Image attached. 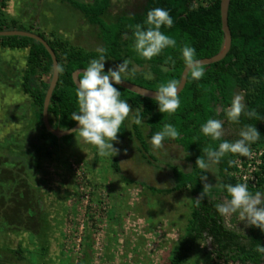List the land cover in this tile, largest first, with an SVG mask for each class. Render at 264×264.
Returning <instances> with one entry per match:
<instances>
[{
    "label": "rangeland",
    "instance_id": "rangeland-1",
    "mask_svg": "<svg viewBox=\"0 0 264 264\" xmlns=\"http://www.w3.org/2000/svg\"><path fill=\"white\" fill-rule=\"evenodd\" d=\"M144 1L111 0L104 17L135 12ZM2 14L18 28L31 27L50 39H65L90 51L102 46L82 14L60 0H7ZM27 51L0 47V264L162 263L184 233L192 196L188 189L155 192L148 187H171L169 166L189 169L184 151L174 142L154 150L143 122L142 140L133 133L114 141L119 153L111 158L82 143L78 132L59 137L71 144L48 156L37 137L35 107L20 86L5 78L13 69L22 73ZM115 66L107 58L105 72ZM237 94L244 98L245 91ZM133 114L132 109L126 119L129 128ZM224 129V136L236 137L234 129ZM207 172L206 182L218 185L217 164L210 163ZM28 214L29 223L18 221ZM224 218L228 226L247 231L236 214ZM208 244L194 245L184 264H222L207 254ZM41 246L46 248L42 256Z\"/></svg>",
    "mask_w": 264,
    "mask_h": 264
},
{
    "label": "trees",
    "instance_id": "trees-1",
    "mask_svg": "<svg viewBox=\"0 0 264 264\" xmlns=\"http://www.w3.org/2000/svg\"><path fill=\"white\" fill-rule=\"evenodd\" d=\"M7 0H0V30L20 29L12 19L10 22L2 14ZM78 10L86 22L93 27L101 41L105 58L112 59L116 65L124 60L129 61V71L135 70L134 75L124 76L123 79L156 90L158 84L175 79L179 82L181 72L185 67L181 58V49L185 46L194 47L196 59L210 57L221 48L223 32L219 10L220 0H213L204 7H194L189 0H145L139 11L130 14H120L112 20L104 15L110 6V0H60ZM164 8L173 18L171 28L162 27L161 31L177 41L175 48H165L160 55L151 60L138 56L132 45L134 30L137 23H143L146 13L153 8ZM228 26L231 32V47L226 56L209 65H203L204 76L193 80L190 72L184 88L178 94L180 107L173 114L160 113L158 105L152 98H147L131 92L121 86L114 85L121 92V99L126 100L134 110L131 128L127 120L122 124L118 133V141L129 139L134 133L142 140L140 124L134 122L138 114L147 127V136L160 131L165 123L173 125L180 133L176 139L166 138L163 143L174 142L185 153L184 159L189 169L184 171L177 166H169L173 184L167 189L152 186L148 188L155 192H172L188 189L192 196L190 216L184 228V233L175 247L160 264H184L189 258L194 245L209 242L207 254L218 262L233 264H264V254L255 250L259 243L264 246V232L259 228L249 226L246 232H239L227 225L224 216L216 211V204L222 203L221 197H227L226 190L221 186L236 184L231 176L234 169V158L238 154H226L217 164L220 178L218 185L205 188L199 178L207 176L208 172L201 170L195 163L198 157L205 158L204 149L211 146L217 149L224 140L232 142L238 138L223 136L221 140H212L203 135L201 125L209 118L223 121V127L234 129L237 134L244 124H253L259 131L260 138L250 145V148L264 147V120L249 119L241 116L240 123L234 124L227 120L226 111L232 98L238 90L245 91L244 102L246 110L255 109L264 116V0H230L228 7ZM33 31L42 36L54 50L59 72L57 84L52 92L48 106L49 123L55 129L66 130L76 121L72 113L77 111L75 89L72 72L77 68H86L91 59H96L101 53L97 50H85L73 45L68 40L55 37L50 39L31 27L23 29ZM0 47L27 48L25 67L19 75L17 72L10 76L15 85L20 86L28 95L35 107L34 119L37 137L44 143V151L48 156L53 149L61 145H70L71 141L61 142L59 137L48 132L42 121L43 100L52 73V59L45 47L33 38L25 36H0ZM171 57L175 61H168ZM150 74L151 79L146 76ZM47 76V79L44 78ZM139 110V111H138ZM73 134V133H72ZM72 134L63 136L70 137ZM143 143V142H142ZM143 147L147 149L145 143ZM187 153L190 155L187 156ZM116 161V160H114ZM144 185L143 183H140ZM251 192H264V180ZM203 193V199L197 203L196 198ZM22 211L19 213L21 215ZM20 216L18 221L29 223ZM32 231L31 228H28ZM45 247L38 252L44 254ZM22 258L20 245L16 250ZM83 260H88L85 258Z\"/></svg>",
    "mask_w": 264,
    "mask_h": 264
},
{
    "label": "clouds",
    "instance_id": "clouds-1",
    "mask_svg": "<svg viewBox=\"0 0 264 264\" xmlns=\"http://www.w3.org/2000/svg\"><path fill=\"white\" fill-rule=\"evenodd\" d=\"M173 23L168 10L159 7L149 10L143 23L136 24L133 34L132 47L138 56L151 60L160 55L165 48H175L177 41L161 31L162 27L171 28ZM97 51L101 53L99 57L91 59L82 74L77 75L78 85L75 89L77 111L72 113V120L77 122L78 127L71 132H78L79 140L94 146L99 155L111 158L119 153L113 142H118L121 126L132 112L131 105L120 98L121 92L114 85L122 84L123 77L134 75L135 70L130 72L129 61L124 60L114 69L109 68L105 72L106 58L103 53L106 50L101 47ZM181 58L193 80H199L204 76V66L196 59L194 47L185 45L181 49ZM168 61L175 63L171 57H168ZM55 70L63 72L60 65H57ZM146 78L151 79V75L148 74ZM177 88L178 81L175 79L157 85L154 100L160 113L173 114L180 107ZM242 115L249 119L264 120V116H260L255 109L246 110L243 96L237 94L227 108L226 117L231 123L239 124ZM134 122L142 124L143 120L137 114ZM201 132L212 140H221L225 135L223 121L209 118L201 125ZM179 135V131L173 125L165 123L160 131L151 136L149 143L154 150H158L164 146L166 138L176 139ZM237 135L236 140L232 142L224 140L217 149L211 146L204 149L206 159L198 157L195 161L197 166L207 171L210 163H218L229 153L250 157L252 155L250 145L260 138L259 131L253 124H244ZM188 155L190 153H187ZM199 179L204 182L205 188L210 187L206 182L207 176L203 175ZM221 187L226 190L227 197L222 203L216 204V211L224 217L236 214L237 220L244 222L245 227L259 228L264 232V192H251L246 181ZM203 195L200 193L196 198L197 203L201 202ZM255 250L264 254V246L259 243Z\"/></svg>",
    "mask_w": 264,
    "mask_h": 264
},
{
    "label": "water",
    "instance_id": "water-1",
    "mask_svg": "<svg viewBox=\"0 0 264 264\" xmlns=\"http://www.w3.org/2000/svg\"><path fill=\"white\" fill-rule=\"evenodd\" d=\"M229 2H230V0H220V2H219V10H220V18H221V30L223 32V41H222L221 48L219 49V51L216 54H214L210 57L198 58L197 60H199V62L202 65H209L211 63H214V62H217V61L223 59L231 47L232 37H231V32H230V29L228 26ZM13 35L33 38L36 41L40 42L45 47L47 52L49 53V55L52 59V73H51L49 85H48V88L46 90L45 97L43 100V108H42L43 125L48 132H50L51 134H53L56 137H63V136L72 134L71 130L76 129L78 127L77 122L72 127L68 128L66 130L55 129L49 123L48 106L50 103L52 92H53V90L57 84L58 75H59V72H57L55 70L56 66L58 65V62H57L54 50L50 47L48 42L42 36H40L39 34L33 32V31H28V30H23V29L0 30V36H13ZM84 69L85 68H77L76 70H74L72 72V80H73L76 87L78 85L77 75H78V73L82 74ZM188 72H189V70L185 66L181 72L180 80L178 82V88H177L178 94L181 92V90L185 86ZM123 81L124 82H122V84H120L118 86H121V87H123V88H125L131 92L138 94V95L154 99L155 90L143 87L141 85L135 84V83L130 82V81L125 80V79H123Z\"/></svg>",
    "mask_w": 264,
    "mask_h": 264
},
{
    "label": "built area",
    "instance_id": "built-area-1",
    "mask_svg": "<svg viewBox=\"0 0 264 264\" xmlns=\"http://www.w3.org/2000/svg\"><path fill=\"white\" fill-rule=\"evenodd\" d=\"M194 7L209 6L213 0H189ZM252 155L234 158V169L231 176L235 183L247 182L250 189H256L264 180V147L251 148ZM222 263V262H220ZM233 264V263H222Z\"/></svg>",
    "mask_w": 264,
    "mask_h": 264
},
{
    "label": "crops",
    "instance_id": "crops-1",
    "mask_svg": "<svg viewBox=\"0 0 264 264\" xmlns=\"http://www.w3.org/2000/svg\"><path fill=\"white\" fill-rule=\"evenodd\" d=\"M111 3H112V2H111V0H110V5H111ZM143 4H144V3H143ZM109 7H110V6H109ZM141 8H142V7H141ZM141 8H140V9H141ZM108 9H109V8H108ZM108 9H107V11H108ZM140 9H139V10H140ZM139 10H137V11H139ZM135 12H136V11H135ZM132 13H133V12H132ZM125 14H130V13H125ZM119 15H120V14H119ZM117 16H118V15H117ZM117 16H116V17H117ZM111 20H112V19H111ZM13 71H14V73H16L14 69H13ZM17 73H18V72H17ZM18 74H19V73H18ZM19 75H20V74H19ZM12 80H13V79H9L10 82H11ZM13 82H15V81L13 80ZM248 227H249V226H248ZM248 227H247V229H248Z\"/></svg>",
    "mask_w": 264,
    "mask_h": 264
},
{
    "label": "flooded vegetation",
    "instance_id": "flooded-vegetation-1",
    "mask_svg": "<svg viewBox=\"0 0 264 264\" xmlns=\"http://www.w3.org/2000/svg\"><path fill=\"white\" fill-rule=\"evenodd\" d=\"M6 76H10V75H7V74L5 75V78L7 81H9V79H12L11 77H6Z\"/></svg>",
    "mask_w": 264,
    "mask_h": 264
}]
</instances>
